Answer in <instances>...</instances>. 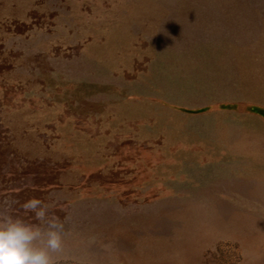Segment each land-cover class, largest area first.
<instances>
[{
    "label": "rangeland",
    "instance_id": "1",
    "mask_svg": "<svg viewBox=\"0 0 264 264\" xmlns=\"http://www.w3.org/2000/svg\"><path fill=\"white\" fill-rule=\"evenodd\" d=\"M56 264H264V0H0V218Z\"/></svg>",
    "mask_w": 264,
    "mask_h": 264
},
{
    "label": "clouds",
    "instance_id": "2",
    "mask_svg": "<svg viewBox=\"0 0 264 264\" xmlns=\"http://www.w3.org/2000/svg\"><path fill=\"white\" fill-rule=\"evenodd\" d=\"M25 216L0 218V264H56L65 244V226L49 215V205L32 197L20 205Z\"/></svg>",
    "mask_w": 264,
    "mask_h": 264
}]
</instances>
